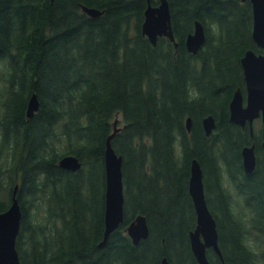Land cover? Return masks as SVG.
<instances>
[{
	"label": "trees",
	"instance_id": "obj_1",
	"mask_svg": "<svg viewBox=\"0 0 264 264\" xmlns=\"http://www.w3.org/2000/svg\"><path fill=\"white\" fill-rule=\"evenodd\" d=\"M169 1L177 46L143 34L147 0H0V211L19 184L20 264H161L165 256L169 264H199L189 236L197 224L194 157L223 254L208 248L211 263L264 264L262 128L251 133L230 119L235 90L245 93L241 58L249 48L262 51L251 0ZM196 19L206 42L193 53L185 38ZM34 92L40 106L28 116ZM209 113L217 125L207 135ZM117 118L112 144L123 156L125 217L102 244L104 152ZM253 142L257 165L248 173L242 148ZM70 153L82 161L77 170L59 164ZM70 176L90 182L89 220ZM64 179L62 194L56 187ZM54 197L62 211L52 208ZM139 213L150 231L135 244L126 227Z\"/></svg>",
	"mask_w": 264,
	"mask_h": 264
},
{
	"label": "water",
	"instance_id": "obj_2",
	"mask_svg": "<svg viewBox=\"0 0 264 264\" xmlns=\"http://www.w3.org/2000/svg\"><path fill=\"white\" fill-rule=\"evenodd\" d=\"M147 0L142 23V32L153 44H157L160 36H167L175 45H178L172 22V11L169 0ZM253 27L252 37L255 43L262 48L261 52L249 48L241 58L245 79V93L238 87L230 102V119L245 127L249 124L251 133L254 132V121L261 118L262 141L264 148V0H251ZM83 9L90 15L96 16L102 11L96 7L83 5ZM206 42V28L204 23L196 19L194 26L185 38V44L190 52L197 53ZM40 101L37 93H33L28 101L27 115L33 116L39 108ZM187 128L191 130L192 117L186 119ZM202 124L207 135L216 128L217 121L213 113L202 118ZM117 120L113 132L107 137L105 157L106 191H105V229L102 244H105L111 233L119 227L125 217V193L123 176V156L118 153L112 144V138L119 130ZM244 169L251 173L257 165L256 143L247 144L242 148ZM59 164L67 169L77 170L82 161L75 154H65ZM19 184L15 185L12 201L6 210L0 211V264H20V255L17 248V238L20 232L23 211L17 197ZM189 192L192 197L197 224L189 232L192 251L199 264H212L207 249L212 247L223 259L219 244V230L215 215L211 211L205 192L204 171L198 158L191 160ZM127 233L135 244L149 235V224L146 215L139 213L126 227ZM161 264H169L168 258H162Z\"/></svg>",
	"mask_w": 264,
	"mask_h": 264
},
{
	"label": "rangeland",
	"instance_id": "obj_3",
	"mask_svg": "<svg viewBox=\"0 0 264 264\" xmlns=\"http://www.w3.org/2000/svg\"><path fill=\"white\" fill-rule=\"evenodd\" d=\"M261 127L262 126V123H261V120L260 119H256L255 122H254V127ZM70 179L76 184V188L80 194V198H81V201L82 203L84 204V211H85V214H86V217L87 219L89 220L90 219V210H91V205H92V193H91V190H90V182L84 177L83 179H76L74 176H70ZM66 180H60L57 182V190L59 191V193L62 192V194L65 193L64 191V187L66 185ZM125 190V188H124ZM49 196L53 193V189L50 187L49 190ZM129 198H131V201L129 202V208L131 209L132 208V196H130ZM52 205V208L56 211H62L61 210V207L59 206V203L57 201V197H54L52 199V201H49ZM52 209V210H53ZM83 211V210H82ZM83 211V212H84ZM31 212H33V209L31 210ZM40 215H43V210H40L39 213H38V216ZM61 228H63L61 226ZM67 233V229H65L64 231V235ZM27 236V235H26ZM59 238V235L56 234V235H52L50 237V240L54 241L55 239Z\"/></svg>",
	"mask_w": 264,
	"mask_h": 264
}]
</instances>
